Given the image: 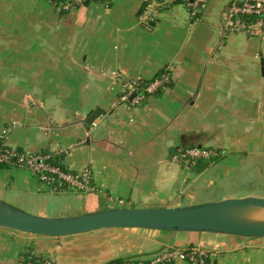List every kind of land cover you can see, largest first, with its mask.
<instances>
[{
  "label": "crops",
  "instance_id": "1",
  "mask_svg": "<svg viewBox=\"0 0 264 264\" xmlns=\"http://www.w3.org/2000/svg\"><path fill=\"white\" fill-rule=\"evenodd\" d=\"M228 2L206 0L191 15L179 0L90 1L69 12L48 0H0V133L11 129L13 150L48 155L72 173L90 169L97 190L53 193L27 170L0 168V200L42 217L201 204L183 202L212 163L185 170L171 162L178 149L264 146V38L223 35ZM164 74L168 84L133 104L129 83ZM189 246L220 252L214 264H264V239L138 229L48 238L0 228V264L28 251L54 264H146Z\"/></svg>",
  "mask_w": 264,
  "mask_h": 264
},
{
  "label": "water",
  "instance_id": "2",
  "mask_svg": "<svg viewBox=\"0 0 264 264\" xmlns=\"http://www.w3.org/2000/svg\"><path fill=\"white\" fill-rule=\"evenodd\" d=\"M99 115L100 110H95L86 124ZM0 228L48 238L138 229L260 240L264 239V198L224 199L177 208L116 207L67 217L37 216L0 200Z\"/></svg>",
  "mask_w": 264,
  "mask_h": 264
},
{
  "label": "built area",
  "instance_id": "3",
  "mask_svg": "<svg viewBox=\"0 0 264 264\" xmlns=\"http://www.w3.org/2000/svg\"><path fill=\"white\" fill-rule=\"evenodd\" d=\"M52 5V1L48 0ZM90 1L108 4L110 0H65L55 6L62 12H69ZM191 15H195L206 0H179ZM222 34H244L248 38H264V0H229L223 16ZM168 74L141 88L139 83L131 82L127 85L129 95L135 93L133 104H139L146 94L154 93L168 84ZM145 94V95H144ZM127 97H125L126 99ZM11 129H4L0 133V167H14L27 170L43 184L49 191L56 193L61 190L78 193H94L96 188L92 184V172L86 168L80 173L64 171L52 162L48 155L27 154L9 148L7 139ZM218 155L217 152L204 148L178 149L171 158V162L186 170H191L197 162L207 161ZM189 168V169H188ZM120 205L123 202H119ZM220 252L210 251L202 246L185 248L169 247L160 256L146 264H214L220 258ZM17 264H54L52 260L41 257L33 251L20 256Z\"/></svg>",
  "mask_w": 264,
  "mask_h": 264
},
{
  "label": "rangeland",
  "instance_id": "4",
  "mask_svg": "<svg viewBox=\"0 0 264 264\" xmlns=\"http://www.w3.org/2000/svg\"><path fill=\"white\" fill-rule=\"evenodd\" d=\"M248 147L252 148L248 153L247 150H241V154L219 152L217 159L204 170V174L191 180L193 183L188 187L186 198L192 199L183 203L190 201L205 204L224 199L264 198V146ZM6 203L17 207L12 202ZM23 211L28 212L25 209Z\"/></svg>",
  "mask_w": 264,
  "mask_h": 264
},
{
  "label": "trees",
  "instance_id": "5",
  "mask_svg": "<svg viewBox=\"0 0 264 264\" xmlns=\"http://www.w3.org/2000/svg\"><path fill=\"white\" fill-rule=\"evenodd\" d=\"M50 1H52V3L55 5V6H58L60 3H63V2H65V0H50ZM89 3V2H88ZM161 75H159L157 78H161L160 77ZM146 85H144V84H141L140 85V87L141 88H143V87H145ZM219 156V155H218ZM218 156H216V157H214V158H211L210 159V162L211 163H213L214 161H215V159H217V157ZM59 160L58 159H53L52 160V162L54 163V164H56L57 166H59L61 169H63L64 171H68L64 166H62L61 165V163H59L58 162ZM207 164H209L208 162H197L196 163V165H199V167L200 168H204V167H207ZM0 168H9V167H0ZM62 191H64V190H61V191H59V192H62ZM107 264H124V262L123 261H121V260H113V261H110V262H108Z\"/></svg>",
  "mask_w": 264,
  "mask_h": 264
}]
</instances>
